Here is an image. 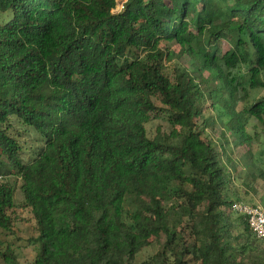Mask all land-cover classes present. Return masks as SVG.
Returning <instances> with one entry per match:
<instances>
[{
	"label": "trees",
	"instance_id": "obj_1",
	"mask_svg": "<svg viewBox=\"0 0 264 264\" xmlns=\"http://www.w3.org/2000/svg\"><path fill=\"white\" fill-rule=\"evenodd\" d=\"M118 1L0 0V178L22 182L35 264H264V242L233 218L227 154L203 138L219 122L248 147L251 120L264 127V99L248 103L264 88V0H127L114 13ZM172 44L192 60L174 79ZM160 113L170 130L153 134ZM14 200L0 183V253Z\"/></svg>",
	"mask_w": 264,
	"mask_h": 264
},
{
	"label": "rangeland",
	"instance_id": "obj_2",
	"mask_svg": "<svg viewBox=\"0 0 264 264\" xmlns=\"http://www.w3.org/2000/svg\"><path fill=\"white\" fill-rule=\"evenodd\" d=\"M126 2L127 0H119L114 13L121 12ZM161 48L166 49L167 47L161 46ZM168 50L174 53V57L171 60L165 58L163 66L165 73L170 77L174 79L178 70L192 69V60L180 54L181 46L172 44ZM261 99H264V88L250 89L249 104ZM156 104L158 107H164L158 99H156ZM153 118V122L148 125L150 132L154 134L156 132H168L170 130L169 123L163 114L160 113L159 116L158 114L157 116L153 114ZM247 130L252 135L256 133L253 144L248 146L251 148V153H247L248 147L238 145L234 140L235 138L229 133L224 138L223 133H225V128L219 122L207 127L203 138L219 146L220 151H222V146L223 151L227 154L225 161L231 170L233 179L231 191L228 193L230 199L232 201L239 200L248 204H260L264 209V178L260 176L264 172V152H260L264 150V127L261 122L253 118ZM12 131L14 136L22 141L24 147L30 148L31 143L28 140L30 138L22 128H18L16 125ZM26 153L28 156V150ZM228 159L231 162H228ZM0 183L11 184L15 189L14 205L8 210V215L12 220V227L9 232L2 233L5 244L1 251L3 252L9 248L14 252L19 264H35V257L39 248L36 243L39 231L32 209L26 204L21 192L20 187L22 182L15 176L3 175L0 178ZM233 218L238 220L240 217L237 214H233ZM163 242H165V239H163ZM157 251L158 245L153 244L139 255L137 261L142 262ZM2 252L0 253V264H5Z\"/></svg>",
	"mask_w": 264,
	"mask_h": 264
},
{
	"label": "built area",
	"instance_id": "obj_3",
	"mask_svg": "<svg viewBox=\"0 0 264 264\" xmlns=\"http://www.w3.org/2000/svg\"><path fill=\"white\" fill-rule=\"evenodd\" d=\"M232 211L245 217L255 237L264 242V209L260 204L236 201L232 205Z\"/></svg>",
	"mask_w": 264,
	"mask_h": 264
}]
</instances>
